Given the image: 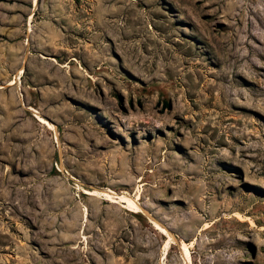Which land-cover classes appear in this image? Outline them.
I'll return each instance as SVG.
<instances>
[{
	"label": "rangeland",
	"instance_id": "374dc122",
	"mask_svg": "<svg viewBox=\"0 0 264 264\" xmlns=\"http://www.w3.org/2000/svg\"><path fill=\"white\" fill-rule=\"evenodd\" d=\"M0 264H264V0H0Z\"/></svg>",
	"mask_w": 264,
	"mask_h": 264
},
{
	"label": "bare ground",
	"instance_id": "6f19581e",
	"mask_svg": "<svg viewBox=\"0 0 264 264\" xmlns=\"http://www.w3.org/2000/svg\"><path fill=\"white\" fill-rule=\"evenodd\" d=\"M38 2V0H35V3H37ZM40 121H44L43 120V118L42 119H40ZM50 125V124H49ZM88 193H93L92 191H90V190H88L87 191ZM128 197V196H127ZM140 199V193L138 192V194H137V196L135 197V198H132V196L131 197H129V198H126V200H120V201H122V202H128V206H131V207H133L134 208V211H138V209H136V207L137 206H135V205H133V204H135V203H138V200ZM113 201H114V203H117L118 202V200L117 199H112ZM127 204V203H126ZM126 208H128V209H130V207H127L126 206ZM156 227H157V229H159V230H161L164 234H167V235H169V237H170V240L168 241V242H172V240L171 239H173L174 237H172V234H170V232H168V230H166V228L164 227V226H162V225H159V224H156ZM168 246V245H167ZM182 246V249L185 251V253H187L188 254V256L190 257V254H189V251H188V249H187V247L185 246V245H181Z\"/></svg>",
	"mask_w": 264,
	"mask_h": 264
}]
</instances>
